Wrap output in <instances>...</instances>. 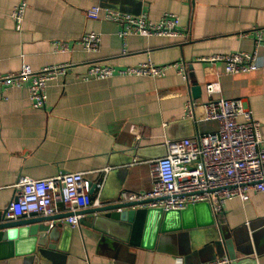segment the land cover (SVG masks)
<instances>
[{
    "label": "crops",
    "instance_id": "1",
    "mask_svg": "<svg viewBox=\"0 0 264 264\" xmlns=\"http://www.w3.org/2000/svg\"><path fill=\"white\" fill-rule=\"evenodd\" d=\"M24 1L27 9L17 32L10 14L20 0H0V76L16 74L24 65L35 72L60 65L71 69L48 85L42 110L32 108L27 84L0 91V211L15 198L23 178L46 180L70 173L94 174L93 184L101 185V189L89 195L90 200L105 204L115 203L123 192L149 191L153 182L149 164L164 153L162 146L168 133L180 136L189 132L188 124L180 123L184 105L189 97L206 103L209 97L205 87L209 84L217 86L213 99L243 100L264 140V0ZM94 7L145 16L153 24L163 14H173L186 37L130 36L123 47L118 25L85 16ZM254 31L263 37V44L256 49L251 35L242 37ZM88 33L100 36L96 53H86L80 46V39ZM56 42L67 44L69 52H55ZM237 52H256L258 69L229 76L224 75L220 63L198 61ZM147 62L155 66L182 62L187 80L175 70L156 79H80L91 64L123 69ZM195 113L197 117L203 115L200 108ZM193 127L194 134L200 128L205 132L216 130L212 122ZM65 215L59 206L52 224L62 228L56 229V236L48 239L46 246L36 247L33 256L7 258L9 250L5 249L0 251V264L209 262V257L185 261L178 251L182 243L193 237L198 240L205 232L194 230L150 241L143 237L141 225L134 237L127 235L126 243L110 236L112 231L104 222L92 228V221L81 217L85 224L71 227ZM216 221L235 247L249 249L246 258L253 264H264V193L250 192L246 202L227 201ZM23 246L19 251L27 252L28 244Z\"/></svg>",
    "mask_w": 264,
    "mask_h": 264
},
{
    "label": "built area",
    "instance_id": "2",
    "mask_svg": "<svg viewBox=\"0 0 264 264\" xmlns=\"http://www.w3.org/2000/svg\"><path fill=\"white\" fill-rule=\"evenodd\" d=\"M27 4L24 0L11 11L15 31H20ZM90 20L111 22L120 27L117 33L123 47L130 36L185 38L179 18L163 14L153 24L145 16H131L121 12L94 7L85 12ZM251 35L255 49L263 44L261 32ZM80 46L86 53L99 51L100 36L88 33L80 39ZM55 52H69L65 43L53 44ZM124 53V51H123ZM202 63H220L224 75L237 76L255 72L258 69L256 52L216 55L198 60ZM71 69L69 65L43 68L37 72L22 66L16 74L0 76V91L18 88L27 84L28 98L33 109L42 110L46 105V90L51 82L63 78ZM169 70H175L187 80L185 64L175 62L155 66L151 62L134 67L115 69L111 66L91 64L80 78L83 82L107 80L120 77L162 78ZM209 97L200 104L189 97L184 105V120H191L195 126L212 122L217 130L212 133L196 132L190 138L165 141L166 155L149 164L153 182L143 193H121V203L150 202L140 206L145 209H161L163 212H180L188 206L207 204L215 219L223 214L227 201L239 199L246 202L250 192L264 193V140L259 135V124L253 119L242 99H213L216 84L205 87ZM203 111L202 117L196 110ZM241 119L242 121H239ZM94 174L70 173L46 180L23 178L18 182L15 198L7 205L5 218L9 221L32 217H50L59 213V206L69 214L65 222L71 227L79 224V212L97 206L98 200H90L89 192ZM96 190L101 185L95 184ZM227 258H219L200 264H230Z\"/></svg>",
    "mask_w": 264,
    "mask_h": 264
},
{
    "label": "water",
    "instance_id": "3",
    "mask_svg": "<svg viewBox=\"0 0 264 264\" xmlns=\"http://www.w3.org/2000/svg\"><path fill=\"white\" fill-rule=\"evenodd\" d=\"M180 123L188 124L189 132L180 136H173L168 133L166 141L190 138L194 135V127L191 120H182ZM199 130L200 134L212 133L205 132L201 128ZM162 150L164 153L156 157V159L166 155L164 145ZM95 190L96 186L92 184L89 195L92 196ZM149 202L147 200L121 203L118 199L113 204H105L99 201L97 206L83 210L79 212V215L88 217L92 221V228H96L97 223L104 222V225L109 226L112 231L110 236L119 238L126 243L128 242L127 235L129 238L134 237L135 232L138 230L137 227L141 225L143 237L150 241H157V238L172 234H186L194 230L205 232L199 235L202 237H198V240H194L193 238L195 237H193L190 241L181 244L178 251L180 255H183L185 261L200 259L201 257H209L208 261H213L225 257L231 261L230 264H253L246 258L248 257L249 249H246V247H235L229 234L218 227L219 225L207 204L191 205L180 212H163L161 209L140 207ZM5 214L6 209L0 211V251L9 250L7 258L33 256L36 247L46 246L48 239H53L56 236V229L62 228L60 224H52L57 220L56 216L9 221L5 218ZM67 217H69V214L64 216V218ZM79 223L85 224L84 218H81ZM25 243L28 244L29 250L27 252L19 251V248ZM239 256L244 258H239Z\"/></svg>",
    "mask_w": 264,
    "mask_h": 264
}]
</instances>
